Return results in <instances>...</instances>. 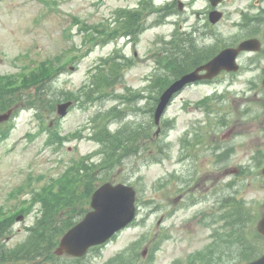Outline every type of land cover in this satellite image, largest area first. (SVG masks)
<instances>
[{"label":"rangeland","instance_id":"rangeland-1","mask_svg":"<svg viewBox=\"0 0 264 264\" xmlns=\"http://www.w3.org/2000/svg\"><path fill=\"white\" fill-rule=\"evenodd\" d=\"M171 1L0 0V76L10 77L17 86L20 76L39 63L49 68L42 85L22 89L31 96L0 123V221L22 215L12 221L4 241L8 248L24 244L45 203L56 201H42L47 187L57 191L60 179L69 180L70 188V167L77 179L76 169L86 163L97 166L102 177L134 186L136 217L82 258L63 255L46 264H243L236 233L251 239L256 250L264 249V236L256 232L254 221L264 211V90L258 77L264 59L259 63L253 58L250 70L228 79L230 93L245 96L238 113L249 128L223 140L236 152L218 168L204 155L198 136L210 132L217 115H229L234 124L236 111L203 100L214 92L213 85L190 86L178 93L162 116L161 134L146 139L137 153L119 156L108 168L104 165L110 149L93 138L99 123L114 131H134L139 143L152 136L151 107L178 66L159 52L164 41L177 43L187 32L211 55L259 31L264 35V0H224V16L212 27H201L196 16L206 9L207 0H183L182 12L168 6ZM150 3L162 10H152ZM136 7L144 30L137 36L127 32L126 37L122 29L117 35L121 9ZM247 55L243 66L252 56ZM100 70L108 75L103 90L93 81ZM65 100H72L71 109L59 117L56 103ZM243 138L246 155L238 151L237 141ZM187 139L199 143L196 164L190 161L193 151L187 159L183 154V148L191 151ZM257 148L263 152L254 156ZM241 164L244 172L222 174L224 167ZM194 166L199 173L192 179ZM235 191L229 202L221 198Z\"/></svg>","mask_w":264,"mask_h":264},{"label":"trees","instance_id":"trees-1","mask_svg":"<svg viewBox=\"0 0 264 264\" xmlns=\"http://www.w3.org/2000/svg\"><path fill=\"white\" fill-rule=\"evenodd\" d=\"M134 19L135 17H129V23L131 24ZM48 71L49 68L45 64L39 63L38 67L20 76V83L17 86L13 85L10 77L2 78L0 76L1 111L11 108L31 96L22 89L38 86L40 83L42 85L44 79L49 75ZM105 80L108 81V75L102 74L101 70L93 75V81H96L97 86H101ZM105 86H108V83L102 85L100 89L103 90ZM133 133L134 131L126 132L125 130L111 131L107 124L96 125L95 138L98 137L99 141L103 144L106 143L110 149V158L104 167L108 168L107 166L119 161V156H123L124 153H134L136 142ZM100 166L102 165L100 164ZM72 167L73 165L70 167V188L67 186L69 180H66L64 183L62 181L57 191L47 190V197L42 198V201L48 199H56V201L45 203L42 216L29 228L28 240L24 244L8 248L4 241L12 231L10 226L14 217L0 221V264H45L56 258L53 255V248L61 234L76 221L72 218L81 215L86 210L89 196L96 185L101 181L109 180V178L99 175L97 166L86 163L76 169V172H79L76 179L75 176H71ZM65 215L69 217L65 219ZM238 239L242 241L243 236L238 235ZM244 239L247 241V238ZM248 246V249H245L248 250V253L244 251V255L249 254V257H252L257 254V251L260 252L255 249L252 242H248Z\"/></svg>","mask_w":264,"mask_h":264},{"label":"water","instance_id":"water-1","mask_svg":"<svg viewBox=\"0 0 264 264\" xmlns=\"http://www.w3.org/2000/svg\"><path fill=\"white\" fill-rule=\"evenodd\" d=\"M212 17V20L216 21L219 14H214ZM257 43L258 40L256 38L245 39L237 47H228L221 50L204 65L175 79L160 95L154 110L155 123L159 124L162 113L173 93L180 90L186 83L202 77H212L223 68L236 69L237 66L234 63V59L237 53L243 49L256 48ZM203 69L207 73L199 74V71ZM70 104V101L58 104V114L60 116L65 115ZM10 113L11 110L0 114V121L7 119ZM134 200L135 190L130 185L123 183L112 184L111 182H104L99 185L91 196L90 204L93 209L64 233L55 253L57 255L68 253L74 256H82L88 247L107 240L118 229L124 227L133 219L135 214ZM257 230L264 234V214L257 222ZM246 264H264V254Z\"/></svg>","mask_w":264,"mask_h":264},{"label":"flooded vegetation","instance_id":"flooded-vegetation-1","mask_svg":"<svg viewBox=\"0 0 264 264\" xmlns=\"http://www.w3.org/2000/svg\"><path fill=\"white\" fill-rule=\"evenodd\" d=\"M178 1L179 0H172L168 5L171 7L177 6ZM223 1L224 0H222L217 6V9L222 12V17L224 16V11L221 8ZM181 4H182V10H181L182 12L184 8L186 9V6H185L186 3L183 1ZM205 7L206 9L202 11V13H200V11H197L196 16L201 20L200 22L201 27H207V26L212 27L215 24L210 22L209 11L212 9V7L208 4V0H207V5ZM181 24H183V22H181ZM180 28H181V25H180ZM186 33L187 32H184V35L181 34V38L178 43L173 42V40L175 39L166 40L164 42V51L166 54L178 52L179 61L182 62L183 69L195 68L201 62L204 61V60H201L200 58L203 47L197 44L196 41H192L194 38L191 36H186ZM253 36H256L260 39L261 47L259 50L253 51L250 53H247V52L239 53L237 56V62L239 64V69L236 72L222 70L218 75H216L212 79H202V80L194 82L193 84H189L187 86V87H190V86H196V85H213L215 89H214V92L211 91V95H208L207 97L209 100H211V101H208V104H211L212 101H215L217 103L216 105L218 108L227 109V110H229L230 108H233L236 111L234 112L236 116V118L233 119L234 124H231L232 119H230L229 115L227 114L225 115L221 114L222 116L217 115L215 116L216 120H214L213 118L214 123L211 122L213 124H211L212 127H211L210 132L205 133L202 136V138L199 139L202 145L201 150L205 152L204 155L210 158V163L213 164L214 167L216 168L224 165L225 163H228L229 159L233 157L234 151L236 152L234 146L225 145L226 143H224L223 140H226L227 137L232 136L235 131L243 130L244 128H249V125H248L249 123H246L247 122L246 118H244L243 120L241 118V117H244V115L238 113L239 111L242 110L240 108V105L243 107V105L245 104V101H246L245 96H239L236 98L237 95L231 94L230 85L232 82H229L228 79L230 77H233L236 73L238 72L240 73L242 70L244 71L250 70V68H252V66L255 64V60L253 59L255 57H258L259 63H262L260 60L264 59V37H262L259 33L253 34ZM247 54H252V56L248 58L246 66H243L242 58L245 56L248 57ZM258 77H259V84L261 85V81L264 78V66L261 67ZM260 87L262 90H264V87L262 85ZM232 96H235V97H232ZM144 98L145 97H142V99ZM227 99L231 100V104L234 107L229 106V102L226 101ZM204 100H207V99H204ZM226 128L227 130L223 134L217 135L215 133L217 129H226ZM236 136L238 137V134H236ZM186 141L188 143H191V151L188 152L185 148H183V154L186 155L185 158L187 159L189 158L191 152L193 151V157L191 158L190 161H194L195 162L194 164H196V160L199 157V154L197 152V147L199 146V143L197 142L195 144L194 143L195 141H189L188 139ZM245 141L246 140L244 138L239 139L237 141L238 151L240 155H246V153L248 152V148L246 147L247 143ZM261 152L263 151H260L258 148L253 151L254 156L261 154ZM228 170H231V172H234V173L244 172L245 165L241 164V165H237V167L231 166L229 167V169H228V166H226L224 167V169H222L223 171L222 174H227ZM198 173H199V168L197 166H194V173L192 174L193 175L192 179H194ZM213 174H214V180L216 182L218 180V173L215 172ZM207 180H210V179H207ZM196 184H199V181H197ZM215 184L217 186L218 182ZM212 188L215 189V186L210 185L209 189H212ZM227 194H233V193H227Z\"/></svg>","mask_w":264,"mask_h":264}]
</instances>
